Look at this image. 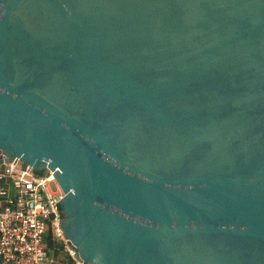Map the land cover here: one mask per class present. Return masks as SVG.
<instances>
[{
  "label": "water",
  "instance_id": "95a60500",
  "mask_svg": "<svg viewBox=\"0 0 264 264\" xmlns=\"http://www.w3.org/2000/svg\"><path fill=\"white\" fill-rule=\"evenodd\" d=\"M14 159L78 262L264 264V0H0Z\"/></svg>",
  "mask_w": 264,
  "mask_h": 264
},
{
  "label": "built area",
  "instance_id": "2783aa9c",
  "mask_svg": "<svg viewBox=\"0 0 264 264\" xmlns=\"http://www.w3.org/2000/svg\"><path fill=\"white\" fill-rule=\"evenodd\" d=\"M63 195L51 172L19 159L0 165V264H84L60 227Z\"/></svg>",
  "mask_w": 264,
  "mask_h": 264
}]
</instances>
